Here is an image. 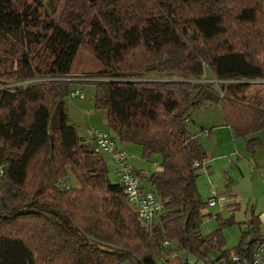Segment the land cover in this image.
I'll use <instances>...</instances> for the list:
<instances>
[{"label":"trees","instance_id":"16d2710c","mask_svg":"<svg viewBox=\"0 0 264 264\" xmlns=\"http://www.w3.org/2000/svg\"><path fill=\"white\" fill-rule=\"evenodd\" d=\"M63 1L58 13L61 0H0V264H169L183 250L193 264H222L244 247L250 254L264 238L205 259V247H223L221 225L232 218L217 215L218 228L200 231L208 201L196 180L207 152L187 122L192 107L219 102L233 138L247 137L251 153L260 146L248 137L264 129V0ZM80 50L101 64L94 102L111 136L139 145L145 160L159 157L144 187L163 203L151 226L69 124L68 83L4 86L67 75ZM146 72L172 75L132 78ZM207 72L224 83L203 82ZM69 172L81 187L60 185ZM259 222H249L252 232Z\"/></svg>","mask_w":264,"mask_h":264},{"label":"rangeland","instance_id":"374dc122","mask_svg":"<svg viewBox=\"0 0 264 264\" xmlns=\"http://www.w3.org/2000/svg\"><path fill=\"white\" fill-rule=\"evenodd\" d=\"M65 3L63 0L58 5L57 12L61 13ZM74 67L69 73H75L77 75L84 74L86 76L98 77L97 70L101 69V64L94 56L89 52L80 50L74 61ZM4 66L0 63V71ZM132 78H154L160 75H172L168 73H134ZM179 73H175L174 76H178ZM106 79V78H105ZM209 72L203 77V82L220 83L216 82ZM253 90L259 88L260 81L252 80ZM69 87V85H68ZM74 85L71 86L73 89ZM84 97H73L69 93L64 97L65 109L67 116H69V124L71 123L76 129L80 137L86 138L95 145V143L89 137V130L96 127L104 128L109 132L107 127V114L105 110L99 109L95 106V83L86 82L82 85ZM189 115L194 124L200 126V124L210 127L214 130L215 135L220 142L221 151L214 146L215 155L225 154L228 159V163L224 164L222 159L215 158L212 160V174L209 175L205 168L199 172V177L196 180V187L198 188L199 195L202 201H207L211 194V190L217 192L218 196H223L222 201H218L216 206L205 205L203 213H207L202 223L200 224V231L203 235L209 233L218 228L217 215L222 219H230V224H223L222 235L224 241L223 247L218 249L205 247L204 253H206L205 259L214 260L219 257L221 250H230L236 245L248 243L253 238H264V129L252 133L248 138L256 136L260 139V146L253 151L247 147V137L240 136L233 138L230 133V128L224 122V112L219 102L206 101L198 106H194L189 110ZM192 121H188V127L190 129H197L193 125ZM193 129V130H194ZM203 136H200V138ZM216 139V136H214ZM205 138V137H204ZM207 138V137H206ZM214 139V138H213ZM200 140V139H199ZM209 142L210 140L207 139ZM119 146L124 148L127 152L132 154L131 164L136 170H139L141 177L143 178L142 185L146 188H150V184L146 178V175L151 170H156V166L152 164L153 161L158 163L159 157L153 156L149 160H145L142 157L141 147L134 145L129 149L128 145L119 142ZM230 152L232 154H230ZM230 154V156H229ZM108 166V179L112 182H116L118 176L115 174V167L110 164L107 155L103 154ZM221 157V156H220ZM81 187L79 181L73 175L68 173V176L62 179L61 186ZM68 188V187H67ZM70 189V188H69ZM130 205V204H129ZM131 207V206H130ZM131 210L132 207H131ZM257 216V217H256ZM259 219L260 228H256L255 232L251 231L249 222L253 224L256 222V218ZM173 254V253H172ZM171 261L169 264H193L196 258L194 255L182 254L181 256H170ZM222 264H228L227 259L223 258ZM165 263L164 260H157V264Z\"/></svg>","mask_w":264,"mask_h":264},{"label":"built area","instance_id":"2783aa9c","mask_svg":"<svg viewBox=\"0 0 264 264\" xmlns=\"http://www.w3.org/2000/svg\"><path fill=\"white\" fill-rule=\"evenodd\" d=\"M102 78L86 76L84 74L77 75L75 73H68L67 75H49L42 74V76H33L28 79L16 80L15 82L4 85L5 87L26 86L30 83L42 82H64L69 84V95L73 97H84L82 85L86 82L99 81ZM216 82L224 83L222 80ZM74 85L73 89L71 86ZM4 86H1L4 87ZM201 134H208L207 130H201ZM90 139L95 143L94 150L98 153L109 156L110 163L115 167L119 182L122 185L124 194L126 195L127 203L130 204L135 211L137 217L140 218L142 223L146 226H151L156 216L163 210V203L159 200L154 191L144 188L142 180L135 175L133 165L131 164L132 154L127 152L124 148L119 146L110 132L104 128L96 127L90 129ZM152 164L160 169L159 164L153 161ZM198 165V163H196ZM223 196H218L217 192L211 190L210 197L208 198V206H215L218 201H222ZM183 250L181 253H185ZM177 254L173 253V257ZM227 262L234 264H264V239L257 241L250 254H247L245 247L240 253H232ZM168 264V262L164 263Z\"/></svg>","mask_w":264,"mask_h":264},{"label":"crops","instance_id":"0c3cea01","mask_svg":"<svg viewBox=\"0 0 264 264\" xmlns=\"http://www.w3.org/2000/svg\"><path fill=\"white\" fill-rule=\"evenodd\" d=\"M189 121H192L190 115H189ZM192 123H193V121H192ZM193 125H195V127H196V129H197L198 132L195 131L194 127H193L194 130L193 129H191V130L193 132H196L197 138L200 139V141L202 142V145H203L204 149H206V152H207V159L204 161L205 162L204 163V168L207 171V173L209 175H211L212 174V165H211V163H212L211 161L212 160H214L215 158H217L219 156V158H221V159L224 158V159H222V161H224V164L225 163H228L229 161L225 157V154H219L218 156L214 154V151H215L216 148L219 150V153L221 151V148H220V142L221 141H219V139L217 138V135H215L214 130L212 131L210 127L204 126L202 124H200V126H199V125L193 123ZM204 129L208 130V134L203 135V134L200 133V131L201 130H204ZM200 136H203V137L200 138ZM214 136H216V139H215ZM207 139H209L210 142ZM123 143L125 145H128L129 149H131L130 147L132 146V144L126 143V142H123ZM214 146H216V148ZM230 154H232V153L230 152ZM230 154H229V156H230ZM106 158L108 159V161H110L109 160V156H106ZM205 214H207V213H205Z\"/></svg>","mask_w":264,"mask_h":264},{"label":"water","instance_id":"95a60500","mask_svg":"<svg viewBox=\"0 0 264 264\" xmlns=\"http://www.w3.org/2000/svg\"><path fill=\"white\" fill-rule=\"evenodd\" d=\"M62 113H61V109L59 107H56V109L54 110V112L51 115V120H50V128L57 130L58 128L61 127L62 125ZM53 139V134L50 135V142Z\"/></svg>","mask_w":264,"mask_h":264}]
</instances>
